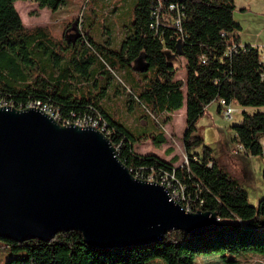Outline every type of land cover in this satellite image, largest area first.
<instances>
[{
  "label": "trees",
  "instance_id": "1",
  "mask_svg": "<svg viewBox=\"0 0 264 264\" xmlns=\"http://www.w3.org/2000/svg\"><path fill=\"white\" fill-rule=\"evenodd\" d=\"M17 1L27 0H0V101L16 109L42 101L64 116L71 111L100 113L112 132L110 141L119 148L118 156L133 176L141 169L176 170L188 186L191 212L216 214L221 228L198 237L174 231L149 245L113 249L89 246L78 231L60 233L50 242L3 240L13 252H25L7 264H147L157 259L167 264H197L199 257L215 255L226 264H239V255H264V199L257 206L250 205L247 192L215 162L209 148L202 155L191 152L203 142L197 123L212 103L225 100L243 109L241 122L231 127L233 140L251 156L264 154V62L259 48L241 46L243 29L234 17L235 0H136L135 19L124 26L129 34L119 50L96 44L85 29L76 43L65 47L66 41L47 28H28L15 7ZM34 1L53 11L66 3ZM171 4L178 11H170ZM156 9L174 18L179 12L180 26L160 24L159 29H152ZM234 45L238 51L230 52ZM169 53L185 59L184 81L177 79L179 68L169 61ZM96 62L100 67L93 69ZM136 65L142 68L136 71ZM118 72L128 98L141 102L155 119L186 105L183 145L189 164L184 168L176 166L178 156L167 162L153 154L136 153L137 143L152 141L161 147L168 138L166 133L138 132L136 136L108 109L109 86ZM218 112L223 114L220 104ZM169 121L170 116L165 122Z\"/></svg>",
  "mask_w": 264,
  "mask_h": 264
},
{
  "label": "water",
  "instance_id": "2",
  "mask_svg": "<svg viewBox=\"0 0 264 264\" xmlns=\"http://www.w3.org/2000/svg\"><path fill=\"white\" fill-rule=\"evenodd\" d=\"M220 228L216 214L187 212L164 187L136 179L100 131L0 107L1 240L50 242L78 231L89 246L113 249Z\"/></svg>",
  "mask_w": 264,
  "mask_h": 264
},
{
  "label": "rangeland",
  "instance_id": "3",
  "mask_svg": "<svg viewBox=\"0 0 264 264\" xmlns=\"http://www.w3.org/2000/svg\"><path fill=\"white\" fill-rule=\"evenodd\" d=\"M136 0H66L57 11L49 8H40L34 0L17 1V8L24 24L28 28L45 27L53 35L62 39L64 46H70L79 35L87 30L100 46H110L119 50L121 42L128 36L129 32L124 26H130L135 19ZM235 20L243 27L240 34L242 41L248 45L264 51V0H235ZM245 9V11H242ZM72 49H69L71 51ZM70 55V54H69ZM168 59L179 68L177 79L186 78V61L182 57H175L168 54ZM99 62L92 67L98 69ZM122 75L120 72L114 74L109 86L110 99L105 101L108 109L118 114L131 131L138 136V132L149 134L166 133L168 143L157 147L152 141L137 143L135 151L139 155L153 154L167 162L174 156H178L181 166L187 156L183 139L186 134L185 107L174 114L154 116L139 101H132L128 98L127 92L122 88ZM219 103H212L206 110L205 115L197 123V135L203 140L199 145L193 146L192 153H202L205 148L211 150V154L217 164L233 177L238 184L247 192L249 204L257 206L259 201L264 199V154L254 157L248 152L235 153L237 143L233 140L235 133L232 126L242 120V109L236 105L237 110L231 119H227L218 112ZM264 110V109H263ZM249 112L255 110L249 109ZM171 121L165 122L167 117ZM162 123L161 128L158 124ZM264 147V141H262ZM174 153L169 155V151ZM239 151V150H238ZM25 252H13L0 239V264H7L10 260L20 258ZM241 261L239 264H264V255L247 253L237 256ZM197 264H226L220 256H202L197 259ZM147 264H167L164 260H152Z\"/></svg>",
  "mask_w": 264,
  "mask_h": 264
},
{
  "label": "built area",
  "instance_id": "4",
  "mask_svg": "<svg viewBox=\"0 0 264 264\" xmlns=\"http://www.w3.org/2000/svg\"><path fill=\"white\" fill-rule=\"evenodd\" d=\"M169 9L170 11L173 10L178 11L179 7L174 4H171L169 6ZM155 11L156 12H154V16L156 17V20L155 23L151 25L152 29H159L160 24L167 25L170 23H174L175 25L180 26L182 15L179 12L177 18H174V17H169L168 15L160 14L159 9H156ZM232 51L237 52L238 47L234 45L230 49V52ZM261 54H262V61L264 62V51H261ZM203 62H205V59H203ZM219 104L223 107V116H225L227 119H231L232 116L237 111L234 108V105L228 104L225 100H220ZM0 107L14 108L12 104H9L5 101H0ZM35 108L49 115L55 121H57L59 124L63 126H69L73 124L81 128H93L97 131H100L107 138H109L112 134L111 130L108 127V123L106 119L100 113L96 114L95 116H92L89 113L80 114L71 111L69 114L64 116L58 108H56L55 106L49 103L42 101H30L26 104H20L19 110L35 109ZM262 141H264V139ZM237 149L239 151L235 150V153H241L242 151H245L244 147L241 146L239 143H237ZM116 150L118 154L119 148H116ZM185 159L186 161L182 163L180 168H184L186 165L189 164L187 156L185 157ZM134 177L136 179L147 181L149 183H156L164 187L171 196L172 200L184 206L185 207L184 209L187 212H191V204L189 201V197L187 195L188 186L186 185V183H184L183 178H181L177 174L176 170L165 171V170H157L156 168H152L151 170L147 171L146 169L145 170L141 169L136 172V176Z\"/></svg>",
  "mask_w": 264,
  "mask_h": 264
},
{
  "label": "crops",
  "instance_id": "5",
  "mask_svg": "<svg viewBox=\"0 0 264 264\" xmlns=\"http://www.w3.org/2000/svg\"><path fill=\"white\" fill-rule=\"evenodd\" d=\"M241 26H242V25H241ZM242 29H243V27H242ZM242 31H243V30H242ZM241 33H242V32H241ZM241 33H240V34H241ZM240 37H241V35H240ZM71 42H72V41H71ZM240 43H241V46H242V47L248 45L247 43H244V42L242 41V37H241V39H240ZM251 46H252V45H251ZM139 67L142 68V66H139V65L137 66V65H136V66L134 67V70L139 71ZM245 110L248 111L249 109H245Z\"/></svg>",
  "mask_w": 264,
  "mask_h": 264
}]
</instances>
